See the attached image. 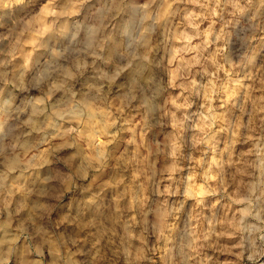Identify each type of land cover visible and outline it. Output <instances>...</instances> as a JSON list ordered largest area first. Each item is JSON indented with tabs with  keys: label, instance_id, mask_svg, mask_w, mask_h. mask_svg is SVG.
I'll return each instance as SVG.
<instances>
[{
	"label": "clouds",
	"instance_id": "1",
	"mask_svg": "<svg viewBox=\"0 0 264 264\" xmlns=\"http://www.w3.org/2000/svg\"><path fill=\"white\" fill-rule=\"evenodd\" d=\"M13 4L20 6V13L7 35L0 36V43L9 41L8 46L20 45L22 49L20 37L32 39L36 55L28 67L21 64L8 69L11 60L0 62L4 120L24 111L31 97L45 94V112L73 120L86 118L93 110H105L106 116L111 114L114 122L119 121L113 132L120 135L110 148L94 152L73 138L61 146L62 152L51 153V166L35 177L24 175L28 169L20 167L23 159L18 158L15 165L9 162L16 152L15 143L0 149V264H132L125 240L118 238L114 218L126 208L134 177H139L134 195L142 204H147V199L141 196L140 186L152 181V203L139 209L146 227L149 212L159 215L165 209L167 215L175 216L184 202L177 199L169 206L167 200H159L152 158L161 153L166 158L169 141L173 155L181 159L185 158L181 149L200 151L198 145L215 152L219 141L213 126L218 121L229 127L239 124L236 110L242 113L244 109L245 81L259 79L264 91V0H215L213 7L219 12H209V27L215 25L210 50L214 71L202 74V79L207 76L205 84L197 86L193 81L175 110L166 65L159 55H152L151 60L144 55L146 63L131 65L119 76L110 74L112 63L102 64L106 72L98 71L95 43L111 30L112 14H119L115 4L103 20L97 19L91 6L68 18L62 0H0V9ZM142 7L145 18L152 19L150 5ZM153 23L158 26L157 19ZM156 48L158 45L150 44L148 53ZM69 66L74 71L65 79ZM224 66L229 71L227 79L221 80L219 72ZM213 91L218 98L221 94L225 97L218 105L221 112L209 103ZM206 107L211 117L205 113ZM259 111L264 112V107ZM133 113L138 121L132 118ZM260 119L264 121V117ZM97 132L103 134L101 129ZM17 168L19 176H13ZM41 175H54L55 181L43 184ZM259 255H264V250Z\"/></svg>",
	"mask_w": 264,
	"mask_h": 264
},
{
	"label": "rangeland",
	"instance_id": "2",
	"mask_svg": "<svg viewBox=\"0 0 264 264\" xmlns=\"http://www.w3.org/2000/svg\"><path fill=\"white\" fill-rule=\"evenodd\" d=\"M62 3L68 18L91 6L98 20H103L107 9L114 4L118 6L119 14H112L115 20L111 30L95 43L98 71L106 72L102 64L112 63L110 74L119 76L131 65L146 63L144 55L149 60L152 55H159L166 65L174 110L184 102L193 81L198 82L197 86L205 84L207 76L202 79V74L214 71L210 50L214 47L215 25L209 27L212 24L209 12H219L213 7L215 0H90V5L88 0H62ZM146 3L150 5L152 19L145 18L142 6ZM19 13L17 4L0 9V36L7 35ZM155 19L158 26L153 23ZM44 30L47 31L46 25ZM20 41L22 49L20 45L8 46L9 41L0 43V62L5 59L12 62L8 69L13 65L30 66L36 55L33 50L36 41L25 37H20ZM150 44L158 45L152 53H148ZM73 71L69 66L65 79L71 78ZM228 71L227 66L220 70L221 80L227 79ZM214 83L219 81L214 79ZM245 85L243 112L236 110L239 124L229 127L226 122L218 121L213 126L219 141L215 152L198 145L200 151L181 149L185 157L181 159L173 155L174 146L169 141L167 157L161 153L152 158L156 194L161 202L167 200L169 206L177 199L183 200L184 207L178 214L167 215L165 209L159 215L149 212L146 227L139 209H147L152 203L149 195L152 181L140 186L141 196L147 199V204H142L134 195L135 181L139 180L138 176L134 177L125 198L126 208L114 218L118 238L125 240L132 264H264V255H259L264 250V121L260 119L264 112L259 111L264 107V91L259 79L247 80ZM211 96V107L223 111L218 105L225 99L224 95L218 98L213 91ZM46 105L45 94L31 97L24 111L12 114L5 121L4 104L0 102V149L16 144L9 162L15 165L18 158L23 159L25 163L20 167L28 169L25 176L43 173L51 166V153L62 152L61 146L71 143L73 138L80 140L90 152L110 148L119 138L120 133L113 132L119 121L114 122L111 114L106 116L105 110H93L86 118L68 120L50 114V110L45 112ZM204 111L209 117L213 115L207 107ZM132 118L139 119L135 113ZM169 130H172L171 122ZM174 160L178 163L173 164ZM19 171L17 168L12 175L19 176ZM54 181V175L40 176L43 184ZM20 183H24V177H20ZM12 201L15 204V196ZM113 211H117L115 205Z\"/></svg>",
	"mask_w": 264,
	"mask_h": 264
},
{
	"label": "bare ground",
	"instance_id": "3",
	"mask_svg": "<svg viewBox=\"0 0 264 264\" xmlns=\"http://www.w3.org/2000/svg\"><path fill=\"white\" fill-rule=\"evenodd\" d=\"M127 30V29H126Z\"/></svg>",
	"mask_w": 264,
	"mask_h": 264
}]
</instances>
